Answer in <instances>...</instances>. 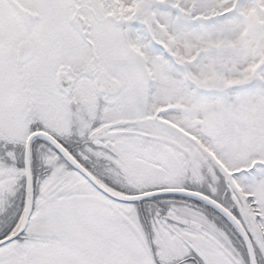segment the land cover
<instances>
[{"label": "snow or ice", "instance_id": "obj_1", "mask_svg": "<svg viewBox=\"0 0 264 264\" xmlns=\"http://www.w3.org/2000/svg\"><path fill=\"white\" fill-rule=\"evenodd\" d=\"M0 264H264V0H0Z\"/></svg>", "mask_w": 264, "mask_h": 264}]
</instances>
